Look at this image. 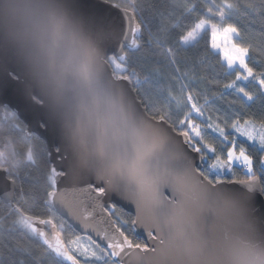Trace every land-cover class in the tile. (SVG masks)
I'll return each instance as SVG.
<instances>
[{
	"label": "snow or ice",
	"instance_id": "6c2138e0",
	"mask_svg": "<svg viewBox=\"0 0 264 264\" xmlns=\"http://www.w3.org/2000/svg\"><path fill=\"white\" fill-rule=\"evenodd\" d=\"M208 53L264 104V0H0V264H264V119L197 123Z\"/></svg>",
	"mask_w": 264,
	"mask_h": 264
},
{
	"label": "trees",
	"instance_id": "16d2710c",
	"mask_svg": "<svg viewBox=\"0 0 264 264\" xmlns=\"http://www.w3.org/2000/svg\"><path fill=\"white\" fill-rule=\"evenodd\" d=\"M163 2V0H162ZM259 2V0H256ZM146 6H149L153 3V0H144ZM239 26V25H238ZM253 43H258L259 38L254 37L252 39ZM204 41H201L198 45L197 50H190L188 52L181 51L179 53V59L181 61L180 68L181 71L191 69V66L194 62L202 59L206 53L204 51ZM195 53V54H194ZM257 61L264 62V55H258L255 57ZM221 57L215 53H208L206 61L200 65L198 72L196 73L197 77L200 80V83L195 85V90L193 95L198 97V104L204 109V117H193L196 119L197 123L202 125L207 121L208 117H211L212 121L217 123L221 122L218 118H227L232 116L234 119L235 116L233 113L239 111L241 113V119L252 118L255 120L264 119V104L261 101H257L251 108H245L239 98L235 94H229L223 90V85L228 82V79L223 76V69L220 66ZM153 67H158L153 64ZM139 71V69H137ZM191 74V71H190ZM171 69H168L165 80L166 83L172 84L173 92L179 95V85L178 83L173 84L171 80L172 76ZM218 81V83H217ZM191 90V89H189ZM205 99L208 100V103L205 104ZM174 107V106H173ZM182 115V113H181ZM174 119L177 117L174 116ZM215 133H212L211 130L208 132V138L215 137ZM14 144L18 149H23L26 147V142L21 138V136H15ZM243 139V138H240ZM3 146V136L0 135V147ZM27 172H31L34 177H39L40 173L36 169H22L21 174L24 175ZM242 178V177H241ZM19 183V182H18ZM27 188L28 185L25 184ZM127 211V210H125ZM69 224V223H68ZM70 225V224H69ZM68 235H81L76 231L72 225L68 228ZM2 251V250H0ZM5 256H0V259H5Z\"/></svg>",
	"mask_w": 264,
	"mask_h": 264
},
{
	"label": "water",
	"instance_id": "95a60500",
	"mask_svg": "<svg viewBox=\"0 0 264 264\" xmlns=\"http://www.w3.org/2000/svg\"><path fill=\"white\" fill-rule=\"evenodd\" d=\"M90 2L95 3V4H101L103 3V0H90ZM106 6V5H105ZM2 95L4 96L5 101H11V103L13 105H19V101L14 93L13 90H8L6 93H2ZM20 108V112L22 113L21 115V119L25 122L28 123L29 121H31L33 124L35 123V120L37 119V114L35 112L32 111H26L22 105H19ZM4 177L2 176V174H0V179H3ZM127 210V209H125ZM68 223L70 225L73 226V228L78 231L81 235H84V230L82 228V226L79 224L78 221L76 220H72L70 219L68 221ZM90 235H93L94 239H98L94 233H92L91 231H89Z\"/></svg>",
	"mask_w": 264,
	"mask_h": 264
}]
</instances>
